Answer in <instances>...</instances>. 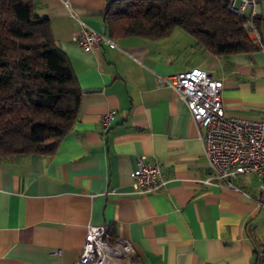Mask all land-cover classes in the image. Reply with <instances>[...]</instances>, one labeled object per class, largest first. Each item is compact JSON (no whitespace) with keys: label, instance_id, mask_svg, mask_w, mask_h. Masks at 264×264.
I'll use <instances>...</instances> for the list:
<instances>
[{"label":"crops","instance_id":"obj_1","mask_svg":"<svg viewBox=\"0 0 264 264\" xmlns=\"http://www.w3.org/2000/svg\"><path fill=\"white\" fill-rule=\"evenodd\" d=\"M110 1L33 0L82 95L53 154L0 160V264H79L88 226L130 242L136 264H264L257 179L238 177V191L202 185L210 175L204 129L158 83L200 69L222 82L226 117L264 120V0L256 7L262 50L214 56L180 29L157 41L115 40V49L74 44L81 24L105 35ZM139 156L162 165L163 185L148 195L132 187Z\"/></svg>","mask_w":264,"mask_h":264},{"label":"trees","instance_id":"obj_2","mask_svg":"<svg viewBox=\"0 0 264 264\" xmlns=\"http://www.w3.org/2000/svg\"><path fill=\"white\" fill-rule=\"evenodd\" d=\"M230 2L110 1L105 35L113 41H157L180 29L214 56L252 52L257 46L242 27L248 18L233 13ZM261 21H252L258 32ZM81 95L33 0H0V160L53 154L75 121Z\"/></svg>","mask_w":264,"mask_h":264},{"label":"built area","instance_id":"obj_3","mask_svg":"<svg viewBox=\"0 0 264 264\" xmlns=\"http://www.w3.org/2000/svg\"><path fill=\"white\" fill-rule=\"evenodd\" d=\"M236 1L240 3L238 8L235 7ZM247 7L252 11L242 27L257 49L262 50L260 34L252 22L258 16L257 0H231L229 9L242 16ZM72 42L85 50L116 48L115 41L83 24ZM158 83L171 88L185 104L191 121L204 129L201 140L210 175L200 183L238 191L234 185L238 177L254 176L259 183L257 203L264 206V120L226 117L221 99L222 82L200 69L160 77ZM114 116L112 111L101 116L103 130L107 129ZM161 168L160 163L152 164L146 157L139 156L132 175L134 192L148 195L158 191L163 185L160 181ZM108 233L107 226L87 227L79 264H136L130 242L111 239ZM54 254L58 255L59 252ZM257 259L264 263V252L259 253Z\"/></svg>","mask_w":264,"mask_h":264},{"label":"rangeland","instance_id":"obj_4","mask_svg":"<svg viewBox=\"0 0 264 264\" xmlns=\"http://www.w3.org/2000/svg\"><path fill=\"white\" fill-rule=\"evenodd\" d=\"M236 6V5H235Z\"/></svg>","mask_w":264,"mask_h":264}]
</instances>
